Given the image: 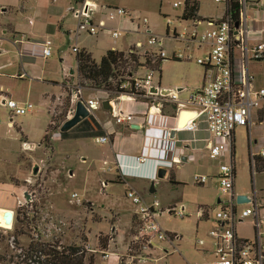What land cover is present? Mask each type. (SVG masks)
Instances as JSON below:
<instances>
[{"label":"rangeland","instance_id":"1","mask_svg":"<svg viewBox=\"0 0 264 264\" xmlns=\"http://www.w3.org/2000/svg\"><path fill=\"white\" fill-rule=\"evenodd\" d=\"M92 1L96 6L101 7L100 11H96V8L92 14L94 23L103 20L107 27L120 28L123 31L121 36L115 40V49H126L127 53L131 48L141 60L144 55L157 52L156 46H150L146 42L149 32L142 25L136 29L134 25L128 23L124 29V25L119 23V18L109 20L106 17L104 7L124 8L147 19L146 26L152 34L161 39V48L165 54L161 64L160 79L156 73L153 76L154 84H157L160 89L183 88L178 92V97L185 100L190 92L202 86L203 67L196 63L195 58L202 57L205 46L200 48L193 46L191 51L193 59L191 60L172 58L174 53L183 52L186 45L175 38V33H181L184 26L192 27V20L179 18L183 11L184 0ZM176 1L181 3L178 7L173 6V2ZM61 2L62 0H0V64L10 62L9 66L0 69V91H4L8 98L20 103L30 102L34 106L31 112L11 117L9 109L0 105V205L11 202L15 204L13 216L19 208L21 212L19 222L15 223L13 220L9 228L0 226V264H34L29 263L28 260L24 261L27 245L32 240L57 243L58 249L68 245L80 246L85 251L84 264H125L127 254L149 252V250L138 248L141 246L133 242V236L136 234V221L133 214L131 217L133 206L124 195L123 187L114 185L112 190H98L96 172L78 162V155L74 154L76 158L73 156V160L79 165L74 163L67 168L61 166L63 169L60 171L58 168L55 170L56 166L50 165L49 162V157L52 155L51 146L54 150L57 147L51 136L60 131L62 123L67 119V111L70 108L68 91L70 90L66 87L67 94L59 95L61 99L51 100L48 107L46 97H52V94H57L59 90L52 84L48 85L46 81L54 79L60 82L66 79L70 85L79 83L76 74L75 52L72 50V47L76 45L75 31H80L77 30L76 18L71 13H67L66 18L56 24L60 25V28L56 26L49 34L52 41V54L46 59L36 58L35 64L31 66L33 75L27 72L23 59L18 55L17 48L12 42L14 30L29 33L32 28L28 23L29 20H34V25L31 29L32 34H28V37L31 40H38L46 32V26L40 25L36 16L53 17L59 12ZM222 8H224V3H217L215 0H200L198 15L205 19L215 18L219 16ZM167 19L171 21L168 26ZM204 26L206 24L203 22L196 29L201 31ZM81 32L84 31L81 30ZM99 34L100 39H97L96 45L89 46L92 57L97 61L108 48L107 41L110 39L109 33L101 31L98 32ZM136 41H140L142 47H136ZM42 70L43 73H41ZM70 70H73L72 77H70ZM146 70L147 67L138 68L133 72V76H144ZM12 73L15 74L11 76ZM18 73H23V77H17ZM39 76L41 78H38ZM259 86L264 87V83ZM83 91L84 94L94 93L92 88H84ZM99 95L102 93L100 92ZM66 96L68 107L65 110ZM113 96H115L113 93H109V97ZM58 106L61 107L58 109ZM167 109L170 112L173 111L170 105H166ZM99 110L104 109H98L94 113L97 114ZM64 111H66L65 114H63ZM59 115L65 116V119L54 123L53 120ZM10 118L12 124L8 126L7 122ZM50 122L51 128H48L49 131L44 138L45 129ZM255 122L257 127L252 125L250 132L245 127H238L234 131V185L237 189L234 193L252 196L254 188L256 197H264V172L251 174L249 167V141L252 142L253 151H257L260 146L264 145V122L262 125H259L257 119ZM79 142L83 144L85 151L82 145L73 147V143H70V149H63L61 152L57 150L58 154L66 155V160H62L61 163L68 165L71 152L82 154L83 157L98 155L101 145L95 142L94 137H85ZM198 156L199 165L197 164L195 168L192 165L183 168V177L188 184L183 187L173 186L172 190H156L153 193L148 190L138 192L140 196H149V198L142 197L145 201L150 202L154 199L159 201L163 213L158 217V223L163 231L176 234L178 239L171 244L168 241L159 242L158 246L165 251L151 247L150 259L134 264H212L213 242L209 236L214 218L212 207L219 208L223 203L217 202V199L225 202L229 200V195L222 194L213 186L209 188L208 185L209 181L214 185L217 180L218 165L220 162H226L228 158L225 156L209 159L206 154L201 157L198 154ZM40 165L42 169L38 172ZM34 166H37L36 173H33ZM188 168H193L196 174L207 176V181L203 185L192 182V174ZM68 170L74 173L69 179ZM25 177L27 180L23 181ZM78 182L85 183L90 188L84 197L74 190L79 187ZM62 185H64V190H52L54 186ZM206 187L207 190H205ZM20 189L24 190L23 193L22 190L19 191ZM24 192L28 193L29 200L25 199ZM72 193H77L78 196L72 197ZM105 196L112 199L116 204V209H120L122 213L116 209L103 211L104 207L110 208ZM170 206H176V208L183 206V217L166 212V208ZM244 206L246 203L238 204L239 209ZM200 209L204 210L203 217L198 213ZM22 213L26 215L23 216ZM206 214L208 218L204 219L207 217ZM104 215L108 220L107 223L102 222ZM115 221H118V237H116V231L110 228ZM15 227L24 233L15 235ZM242 231L252 234V226L247 220L243 222ZM99 238L101 240L108 238L106 250L109 251V257L107 258L101 256ZM86 245L94 247L97 252L85 250ZM117 254L118 258H116Z\"/></svg>","mask_w":264,"mask_h":264},{"label":"built area","instance_id":"2","mask_svg":"<svg viewBox=\"0 0 264 264\" xmlns=\"http://www.w3.org/2000/svg\"><path fill=\"white\" fill-rule=\"evenodd\" d=\"M228 0H215L217 3H225ZM241 6L239 22L232 23L227 17L224 19L212 20H192V27L184 26L181 33H174L175 38L184 42L183 52L174 53L173 59L191 60L193 59L192 47L205 46L202 57L195 58L197 64L203 67L202 86L189 93L185 100L178 97L177 89H170L167 94H162L160 87L153 82L154 71L147 68L144 76H132L135 89L142 93L139 95L147 102L145 114L141 118L135 117L133 113H125L116 107V102L125 99H136L137 94L128 91H121L118 95L109 97V92L92 89L93 94H84L83 87L74 83L66 82V87L70 91V108L67 111V118H70L75 111V104L80 101L89 115L102 108V101L110 99L111 116L116 124L136 123L143 129V145L138 155L133 156L137 163H144L147 160H154L159 168L166 171L174 167H179L183 161L191 160V157L179 154V147L182 140L176 137L179 132H196L199 125L204 124L207 137L204 139L205 150L209 159L227 157L226 162H220L216 175L219 190L222 194L229 195V200L219 208H212L214 226L209 230V236L213 244L212 264H264V197H256V190H253V197L247 195L248 202L241 209L238 208L237 195L233 194L235 181V161L233 152V134L236 128L245 127L249 132L253 125V119H257L258 111L264 107V87L257 86L252 73L248 71L247 64L251 60L259 59L264 50V42L257 43L252 47L246 44L247 35L250 31L264 34V13L260 21V29H244L242 22L245 7L251 4H261L264 11V0H237ZM180 2H174L176 7ZM97 8L93 1L84 0L77 5L69 7V13L77 20V30H82L88 35H96L104 31L109 33L110 38L116 40L123 31L120 28H109L103 20L96 23L92 20V14ZM104 11L109 20L117 18L124 19L126 24L134 25L136 29L140 25L149 32L147 44L156 46V54L164 57L161 48V39L152 34L146 26L147 19L120 7L105 6ZM204 22L207 28L198 31L196 26ZM171 23L167 19V26ZM126 29V28H124ZM39 50L36 55L42 58L51 56V39H44L38 43ZM136 47H142L140 41L135 42ZM74 52L78 51L72 47ZM237 50V51H236ZM128 51L133 52V49ZM121 89H127L128 83L123 82ZM155 88V92L151 91ZM102 95H99V93ZM0 105L6 107L12 116L24 115L34 108L30 102L20 103L8 97H0ZM170 105L173 108L171 114L165 113L164 106ZM184 112H191L193 116L188 118L180 127ZM174 131L173 137L171 132ZM60 132L53 133L59 136ZM96 143H105L109 139L105 135L95 136ZM249 141V159L252 173L255 172V156L264 158V146L257 152L251 149ZM106 165L107 172H114L119 178L123 175L120 165L116 161L113 165ZM208 177L194 174L192 181L195 184L203 185ZM124 195L133 206V217L136 221V234L133 236L135 245H140L143 250L157 247L159 242L168 241L170 244L178 239L176 234L167 233L162 230L158 223V217L163 213L157 199L150 202L142 199L135 190L125 189ZM77 193H72V197H77ZM260 198V199H258ZM183 206H172L166 208V212L183 217ZM203 216L204 210L198 211ZM252 220V238L241 239L235 232V225L245 219ZM85 250L97 252V249L86 245ZM140 250V249H139ZM164 250V249H161ZM165 251V250H164ZM149 252L127 254L125 264L135 262H146L150 259ZM103 258L109 257L108 250H102ZM117 258L119 255L117 254Z\"/></svg>","mask_w":264,"mask_h":264},{"label":"crops","instance_id":"3","mask_svg":"<svg viewBox=\"0 0 264 264\" xmlns=\"http://www.w3.org/2000/svg\"><path fill=\"white\" fill-rule=\"evenodd\" d=\"M89 1H92V0H89ZM176 2H180V1H176ZM61 4L62 5L59 6L60 7L59 12H57V10H56L55 12H57V14H55L53 17L52 16H36V19H38L40 22L39 24L46 26V28H45L46 32L44 34H42V36H40V38L38 40H34V39L31 40L28 37V34H32L31 29L33 28L34 20H29V22H28L30 25V28L32 27L28 34L24 31H21V30H14V32H13L14 35H12V42H13L14 46H16V48H17L18 55L23 59V65L27 69V72L30 74L33 72V70H32L33 68H31V66H33L35 64L34 61L36 60V58L41 57V56L36 55V52L39 50L38 43L41 42L42 40L46 39V38L50 39V37H49V34H51L50 32H52L56 26H58L60 28V25H56V24L60 23V21H62L63 19L66 18L65 16H67L69 14V7L71 5H74L75 3H74V0H62ZM178 6H176V7H178ZM100 8L97 6L96 11H100L101 10ZM224 9H225V5H224V8H222V11L220 12L219 16H216L215 18H211V19L216 20V19L221 18L222 15L224 14ZM2 10H4V9H2ZM263 13H264V11L262 10L261 4L249 3L244 9V15L245 16L243 18L242 27L244 29H252V28L253 29H260V27L262 26V22L260 21V18H262ZM197 14H198V12H197ZM119 23L124 25V28L126 27L125 26L126 22L124 21V19L119 18ZM202 24H203V22L199 25H202ZM205 28H207V26H204L203 29H205ZM3 32L5 33L4 30H3ZM75 33H76L75 34L76 45L73 47H76L77 50L84 48L92 56L91 48L89 46L92 47V46L96 45L97 39H100V37H99L100 34L99 35L96 34L97 36L96 35L95 36L94 35H88L85 32H81V30L75 31ZM105 33H107V32H105ZM78 39H79V41H78ZM262 42H264V34L260 35L257 32H252V31H250L248 33L247 41H246V44L248 47H252L257 43H262ZM107 43L109 46L105 50V52L109 49H114V50H119V51H125L126 50V49H118V48L115 49L116 42H115V40H113L111 38L108 39ZM42 59H46V58H42ZM95 61H97V60L95 59ZM9 65H10V62L2 63V64H0V69L7 67ZM247 68H248V71L253 74V76L255 78L256 85L257 86H259L260 84L262 85L264 83V50H263L262 55L259 59L249 61V63L247 64ZM41 73H43V70L41 71ZM14 74L15 73H12L11 76H13ZM72 74L70 73V77H72ZM32 75H33V73H32ZM17 77H20V78L23 77V73H18ZM38 78H41V77L39 76ZM46 82L48 85L52 84L54 87H58V90H59L57 94L53 93L52 97H46L48 100L47 105L49 107V102H51V100L61 99L60 98L61 95L63 96L65 94H67V91L65 89L67 80L64 79V81L59 82V81L54 80V79L53 80L49 79V81H46ZM261 87H263V86H261ZM5 94L6 93H4V91H0V97H3V96L6 97ZM45 94H47V93H45ZM147 104H148L147 102L142 101V100L125 99V100L117 101L116 107L120 108L125 113H133L138 120V118H141L142 115L145 114ZM167 110H166V105H165L163 111L167 114L172 113L169 110L168 111ZM99 111L100 112H98L97 114L93 112L92 116L101 125V127L105 131L104 135L108 137L109 141L100 144L101 148H100L97 156L91 157L88 155L87 157H83L82 154L80 155L79 153H72L70 151L71 157H68L69 161H68V165H66V163L65 164L61 163L62 160H66V155H63L62 153L58 154V151L61 152V151H63V149H68V148L70 149V143H73L72 144L73 147L82 145V148L84 150L83 144H81L79 141H80V139H84L85 137L84 138H65V139H63V138H61V135L53 136V137L51 136V139L54 141V143H56L57 147H55L56 149L54 150V147L51 146L52 155H50V157H49V162H50V165L56 166V168L54 167L55 170H57V168H58V171H60L63 169V167H61V166H64L65 168H67V166H69L71 164H74V163L78 164V162H81L82 164H85L87 168H92L96 172V177H97L96 181L99 184L98 190H112L114 185H120L123 187L124 192H125L126 187L127 188L129 187L138 193L140 190H148L149 191L151 184H153V188H154L153 192H156V190H172L173 186L174 187H183L184 185L188 184V181L183 177L184 176V169L183 168L186 167L187 165L188 166L192 165V167L194 166V168H195V166L197 164L199 165V162H200L198 160L199 159L198 154H200V157L204 154L207 155L206 150H205V143H204V139L207 137V133L204 130V124L203 123H201L199 125V130L196 132L184 131V132L176 133V137L183 141V142H181V144H179V145H181L179 147V154H181L182 156L191 157V160L185 159V161H183L179 167H177V168L175 167V168H172V169L165 171V175L162 178H159V177H157V173H158V170L160 168L157 166L158 163L156 161L147 160L144 163H137L133 159V156L138 155L141 148H142V145H143V129L140 127L137 129L131 127L133 125H138L136 123H133L129 126L127 124H116L114 122L110 112H108L107 110H99ZM48 112H49V110H48ZM190 117H192V116L190 115ZM255 121H256V118L253 119V125L255 127H257L255 124L256 123ZM263 122H264V120L259 122V125H262ZM11 124L12 123H11V118H10L9 121L7 122V125L10 126ZM250 129H251V127H250ZM45 131H46V129H45ZM254 131H255V128H254ZM249 132H250V130H249ZM233 141H234V134H233ZM263 146L264 145L260 146L258 148V150ZM84 151H83V154H84ZM257 151H255V152H257ZM74 154L78 155V158H77L78 162H75L73 160ZM103 161H106L109 165H113L117 161L120 165L121 170L123 171V173H125V175H123L122 178H119L115 175V173L113 171L107 172L106 171L107 166L103 165ZM35 167H37V166H34V168ZM41 169H42L41 165L38 166V172ZM188 169H189V172H191L192 176L194 174H196L194 172V170H192L193 168H188ZM171 173H172V177H173L172 181L169 180ZM253 173H255V172H253ZM73 175H74L73 171L68 170V175H67L68 179L73 177ZM68 179L66 178V180H68ZM26 180H27V177H25L23 179V181H26ZM192 182H191V184H192ZM217 184H218L217 180L215 181L214 185H212L211 182L209 181L208 186H209V188H211L213 186L214 189L216 188L217 190H219V186ZM77 185L79 187L77 189H74V190H77L78 193L80 195H82L83 197L86 196L88 194L87 190L90 189L88 187V185H85V183H82V182H78ZM63 186L64 185L54 186V188L52 190H64ZM18 188H20V187H18ZM205 190H207V187L205 188ZM232 190H233L232 191L233 194H235L234 190H237L235 185L233 186ZM253 190H255V189L253 188ZM259 190H263V189H259ZM19 191H21L23 193L24 190L20 189ZM153 192H150V193H153ZM235 195L238 196L241 194H235ZM142 197L143 198H149V196H146V197L142 196ZM111 200L109 198H107V201L109 202L110 208H108V207L102 208L101 207L103 211H108V210L117 208L115 206L116 204L114 203V201L113 200L111 201ZM217 202H219V199H217ZM14 207H15V204H12L11 202L6 203L5 205H0V209L6 210V211L9 210L12 212H13ZM170 207H172V206H170ZM116 210L118 212L122 213V211H120V209H116ZM132 211H131V217L133 214ZM206 216L207 217L204 219L208 218L207 214H206ZM105 217H106V215H104L102 218L103 223H107V221H108V220H106ZM201 217H203V216H201ZM245 220H247L250 223V225L252 226V220L250 218L245 219ZM244 221L239 222L235 225V232H236L237 236L241 239H251L252 234H246V233H243V231H242V225H243ZM117 224H118V221H115V224H111V226H110V228H112V229H114V231H116V237H118ZM212 225L214 226V221H213Z\"/></svg>","mask_w":264,"mask_h":264},{"label":"trees","instance_id":"4","mask_svg":"<svg viewBox=\"0 0 264 264\" xmlns=\"http://www.w3.org/2000/svg\"><path fill=\"white\" fill-rule=\"evenodd\" d=\"M84 0H74L75 4H80ZM200 0H184L183 11L180 15L181 20H212L211 18H202L197 12L199 9ZM241 6L237 0H228L225 3L224 14L221 19L229 18L232 23L239 22V13ZM131 50V48H130ZM164 57L158 54L144 55L143 60L134 51L127 53L125 51H119L114 49L107 50L99 61H95L91 54L84 48L75 52L76 61V74L79 80V85L84 88H92L107 91L118 95L121 91H128L137 94L136 99L141 100L139 95L142 93L140 90L135 89L133 85V72L138 68L147 67L158 74L159 79L161 77V64ZM123 82L128 83V88L121 89L120 85ZM67 91V90H66ZM67 97V96H66ZM68 97L65 98V110L68 107ZM145 101V100H142ZM61 106H58V109ZM165 107V106H164ZM163 107V108H164ZM62 110V109H61ZM64 111L63 114H65ZM57 116L53 121H63L65 116ZM62 118V119H60ZM264 120V107L258 111L257 121L261 122ZM51 120V122H53ZM51 122L47 125L45 136L48 133V128H51ZM57 127V126H56ZM105 131L96 119L89 115L83 119L77 125L69 129L68 131L60 132L61 138H84V137H95L104 135ZM249 167L252 172V167L249 159ZM255 172H264V158L255 156ZM252 174V173H251ZM172 173L170 174L169 180L172 181ZM20 209V208H19ZM19 209L16 211L13 220L16 222L20 221ZM23 216L26 213H22ZM28 215V212H27ZM15 235L23 234L22 230L14 228ZM14 235V236H15ZM101 250H106L108 245V238L101 240L98 239ZM85 251L76 245H68L60 247L58 249L57 243L48 242H34L30 241L27 245V253L25 254L24 261L34 264H84ZM90 259V263H91Z\"/></svg>","mask_w":264,"mask_h":264},{"label":"water","instance_id":"5","mask_svg":"<svg viewBox=\"0 0 264 264\" xmlns=\"http://www.w3.org/2000/svg\"><path fill=\"white\" fill-rule=\"evenodd\" d=\"M238 25V23H236V26ZM70 73L72 74L73 73V70H70ZM178 91H181L183 90V88H177ZM151 91L152 92H155V88H151ZM171 90L170 89H161V93L162 94H167L169 93ZM110 99H105L102 101V109L104 110H107L108 112L111 113V104H110ZM188 113L189 115H192L193 113L191 112H184V114ZM89 116V113L88 111L86 110V108L84 107V105L78 101L76 104H75V111L73 113V115L70 117V118H67L61 125L60 127V132H63V131H68L69 129H71L72 127H74L75 125H77L79 122H81L83 119L87 118ZM190 118V117H188ZM187 120V119H186ZM185 120V121H186ZM181 123V122H180ZM185 123V122H184ZM183 123V124H184ZM132 128H139L138 125H133L131 126ZM174 135V131L171 132V136L173 137ZM37 171V167H35L33 169V173H36ZM165 169L163 168H160L158 170V173H157V177L159 178H162L164 175H165ZM150 192H153L154 191V188H153V184H151L150 186ZM24 196H25V199L26 200H29V195L27 192H24ZM237 203H246L248 202V199L245 195H238L237 198ZM3 218H4V221L7 222V223H10L12 224V221H13V212L12 211H6L3 213Z\"/></svg>","mask_w":264,"mask_h":264},{"label":"bare ground","instance_id":"6","mask_svg":"<svg viewBox=\"0 0 264 264\" xmlns=\"http://www.w3.org/2000/svg\"><path fill=\"white\" fill-rule=\"evenodd\" d=\"M191 116H193V114ZM188 117H190V115L188 113L183 115V117L181 119L180 127L183 125L185 120L188 119ZM7 211H9V210H7ZM4 212H6V210L0 209V226L4 227V228H9L11 224L4 221V218H3Z\"/></svg>","mask_w":264,"mask_h":264},{"label":"clouds","instance_id":"7","mask_svg":"<svg viewBox=\"0 0 264 264\" xmlns=\"http://www.w3.org/2000/svg\"><path fill=\"white\" fill-rule=\"evenodd\" d=\"M120 170H121V168H120ZM121 173H122V175H125V173H123V171L121 170Z\"/></svg>","mask_w":264,"mask_h":264}]
</instances>
